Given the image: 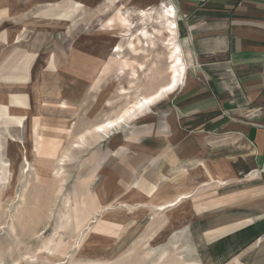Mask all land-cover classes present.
I'll return each instance as SVG.
<instances>
[{"label": "rangeland", "instance_id": "obj_1", "mask_svg": "<svg viewBox=\"0 0 264 264\" xmlns=\"http://www.w3.org/2000/svg\"><path fill=\"white\" fill-rule=\"evenodd\" d=\"M35 1L0 0V33L22 39L0 42V74L11 81L0 82V263L205 264L223 240L222 218L212 215L230 209L237 189L230 171L163 147L153 154L141 140L151 113L102 138L88 133L170 79L166 35L149 52L123 53L130 66L137 58L149 65L131 80L136 70L120 75L110 45L124 43L129 14L133 32L154 30L136 16V0H93L57 21L18 20ZM247 180L236 192L240 210Z\"/></svg>", "mask_w": 264, "mask_h": 264}, {"label": "crops", "instance_id": "obj_2", "mask_svg": "<svg viewBox=\"0 0 264 264\" xmlns=\"http://www.w3.org/2000/svg\"><path fill=\"white\" fill-rule=\"evenodd\" d=\"M92 1H35L29 3L35 5L33 14L18 20L23 23L26 18L39 19L40 23L57 21L63 10L91 5ZM136 1L142 9L155 8L158 4L174 7L176 42L181 47L184 72L181 70L179 85L172 93L156 105L143 103L146 107L129 119L151 113V131L144 133L141 140L153 154L163 147L168 155L176 153L186 161L212 162L215 169L230 171L232 186H237L228 205L230 209L212 215L222 218L223 240L217 241L215 254L206 255L201 262L264 264V0ZM120 38L124 41L119 44L124 49L120 54L116 51L118 44L110 45V52L119 58L129 50L125 44L127 39ZM16 39L19 43L22 41L21 36L0 33V42ZM165 46L170 79L162 86L153 87L149 94L140 96L134 103L144 102V97L172 83L169 70L172 49ZM146 49L145 52H149L153 48L146 46ZM137 59L130 66L123 58L118 69L120 75L128 72L130 76L132 69L138 77L140 70L146 72L149 65L146 64L145 69V64ZM3 75L0 74V82L9 84L11 81ZM14 96L13 102H16L20 96ZM94 129L88 133L99 134L100 138L111 131L100 134ZM160 131L166 134L161 135ZM245 177L248 179L247 209L240 210L241 200L236 192H240L239 181ZM184 198L186 194H180L175 201L166 203L165 208L176 206ZM219 238L217 236V240Z\"/></svg>", "mask_w": 264, "mask_h": 264}, {"label": "bare ground", "instance_id": "obj_3", "mask_svg": "<svg viewBox=\"0 0 264 264\" xmlns=\"http://www.w3.org/2000/svg\"><path fill=\"white\" fill-rule=\"evenodd\" d=\"M118 1L120 2V0ZM154 15H158V17L155 19ZM136 16L139 17L142 23L145 25L148 24L149 22H151L152 24L156 23L154 30L151 32L147 28H142L140 29V31L133 32L134 28L132 27L133 25L129 22V19L131 17V15L129 14L127 18L122 19L124 22L127 23V27L125 30L121 31L119 35L122 36L124 40L127 39L128 49H131L132 51L136 52L137 45H140V46L146 45L147 47L155 48L156 39L161 38L163 34L167 33L168 35L166 39H164V44L167 45V47H171L172 49L171 59L173 61L171 63L169 70L171 72L170 74L173 77V80L171 84L161 88L154 95L150 97H144L143 99L144 102L142 103L133 102V105L128 107L123 112V114L117 117L116 119L110 120L106 123L96 126L94 130L97 133L109 132V130H113L115 127L122 125V123H124L127 119L136 116L140 111H142L146 107L145 105H150V106L156 105L163 98H165L168 94L174 91L175 87L178 84V79H179V76L181 75V70H183L182 72H184V67L182 63L183 58L181 59V55H182L181 47L176 42L177 14H176V10L174 9V7L171 6L169 8V7L164 6L162 7L160 12H157L152 7L148 9H141L140 12L136 14ZM123 50H124L123 46L116 45V51L118 54H120ZM137 77H138L137 72L134 71L133 79H137ZM173 84L174 86H172ZM166 89H170V90H166ZM122 91L125 92V90H122ZM143 103H145V105ZM109 124H112L114 126L108 127ZM100 129H103V130L101 131ZM0 264H5V263L2 262Z\"/></svg>", "mask_w": 264, "mask_h": 264}, {"label": "snow or ice", "instance_id": "obj_4", "mask_svg": "<svg viewBox=\"0 0 264 264\" xmlns=\"http://www.w3.org/2000/svg\"><path fill=\"white\" fill-rule=\"evenodd\" d=\"M172 86H174V84L172 85ZM166 90H170V89H166ZM114 125H112V124H109L108 125V127H113ZM101 131L103 130V129H100Z\"/></svg>", "mask_w": 264, "mask_h": 264}]
</instances>
